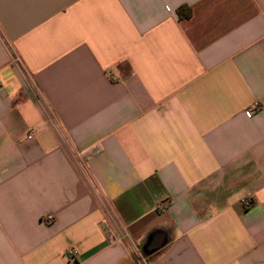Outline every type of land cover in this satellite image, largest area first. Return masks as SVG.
I'll return each mask as SVG.
<instances>
[{
	"label": "crops",
	"instance_id": "0c3cea01",
	"mask_svg": "<svg viewBox=\"0 0 264 264\" xmlns=\"http://www.w3.org/2000/svg\"><path fill=\"white\" fill-rule=\"evenodd\" d=\"M0 264H264V0H0Z\"/></svg>",
	"mask_w": 264,
	"mask_h": 264
},
{
	"label": "built area",
	"instance_id": "2783aa9c",
	"mask_svg": "<svg viewBox=\"0 0 264 264\" xmlns=\"http://www.w3.org/2000/svg\"><path fill=\"white\" fill-rule=\"evenodd\" d=\"M260 109H261V105H260V103H258V102H254V103H252V105H251L250 107H248L247 109H245V114H247V115H252V114L258 112ZM35 133H36V130H35V129H30V130L26 133V135H25V139H26V140H31V139L34 137ZM250 205H251V204H250L249 201H244V202H243V206H244L245 208H249ZM67 255H68L69 257H73V252H72V251H68V252H67Z\"/></svg>",
	"mask_w": 264,
	"mask_h": 264
},
{
	"label": "water",
	"instance_id": "95a60500",
	"mask_svg": "<svg viewBox=\"0 0 264 264\" xmlns=\"http://www.w3.org/2000/svg\"><path fill=\"white\" fill-rule=\"evenodd\" d=\"M163 242H164L163 236H161V234L156 233L152 236L151 241L146 249L149 252L155 251L161 248V246L163 245Z\"/></svg>",
	"mask_w": 264,
	"mask_h": 264
},
{
	"label": "trees",
	"instance_id": "16d2710c",
	"mask_svg": "<svg viewBox=\"0 0 264 264\" xmlns=\"http://www.w3.org/2000/svg\"><path fill=\"white\" fill-rule=\"evenodd\" d=\"M178 15L180 18L189 19L190 18V10L187 7H181L178 9Z\"/></svg>",
	"mask_w": 264,
	"mask_h": 264
}]
</instances>
